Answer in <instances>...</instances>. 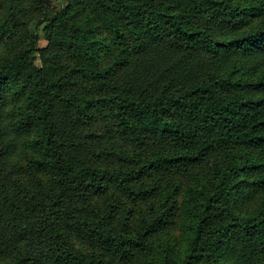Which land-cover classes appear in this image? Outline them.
Masks as SVG:
<instances>
[{
	"label": "trees",
	"instance_id": "16d2710c",
	"mask_svg": "<svg viewBox=\"0 0 264 264\" xmlns=\"http://www.w3.org/2000/svg\"><path fill=\"white\" fill-rule=\"evenodd\" d=\"M52 1L0 0V264H264V0Z\"/></svg>",
	"mask_w": 264,
	"mask_h": 264
},
{
	"label": "rangeland",
	"instance_id": "374dc122",
	"mask_svg": "<svg viewBox=\"0 0 264 264\" xmlns=\"http://www.w3.org/2000/svg\"><path fill=\"white\" fill-rule=\"evenodd\" d=\"M39 34H40V39H39V41H38L37 47H38L39 49H42V48H44V47L47 45V42L44 40V38H43V34H42L41 31H40ZM34 62H35V64H36L37 66H39L40 61H39V59H38V56H36Z\"/></svg>",
	"mask_w": 264,
	"mask_h": 264
},
{
	"label": "water",
	"instance_id": "95a60500",
	"mask_svg": "<svg viewBox=\"0 0 264 264\" xmlns=\"http://www.w3.org/2000/svg\"><path fill=\"white\" fill-rule=\"evenodd\" d=\"M40 1H42V2H44V3H46V4H53V1L52 0H40Z\"/></svg>",
	"mask_w": 264,
	"mask_h": 264
}]
</instances>
